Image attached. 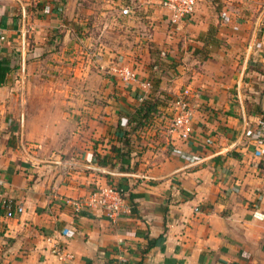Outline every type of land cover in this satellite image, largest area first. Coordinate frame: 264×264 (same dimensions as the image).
I'll use <instances>...</instances> for the list:
<instances>
[{"label":"crops","instance_id":"1","mask_svg":"<svg viewBox=\"0 0 264 264\" xmlns=\"http://www.w3.org/2000/svg\"><path fill=\"white\" fill-rule=\"evenodd\" d=\"M138 7L148 33L88 50L61 2L0 0V264H264V9L242 25L209 0L177 22ZM116 59L137 67L135 82L118 80ZM186 85L199 93L188 139L170 120H132ZM106 184L123 194L112 218L58 199Z\"/></svg>","mask_w":264,"mask_h":264},{"label":"rangeland","instance_id":"2","mask_svg":"<svg viewBox=\"0 0 264 264\" xmlns=\"http://www.w3.org/2000/svg\"><path fill=\"white\" fill-rule=\"evenodd\" d=\"M46 1L47 0H43L45 5H46ZM56 1H58V3L61 2L60 20L66 22L67 24L70 23L73 24L75 27H78L75 29V32L77 33V36L79 38L84 40V42L86 41V43L82 45V47H86V49L88 50L89 48L90 49L93 48V45L95 43H100V42L104 45V47L112 48V46H119V45L122 46L126 44L125 40L133 42L134 34L142 33V31L145 30H146L145 32L148 33V26H144L143 28V25L135 24L136 23L135 17L138 16L136 12H140V8L138 7L139 5L141 7L142 5L146 4V12L143 14L147 15L148 19H150L151 14L157 15L158 14L157 12L163 15L160 7L157 5L156 0H61V1L56 0ZM143 1L145 2L143 3ZM209 1L213 6V10L216 12H218V10H220L224 6L227 5L231 6V8L236 10V12L240 15V17L236 15V20L237 22L242 23V25L246 24V19H249L250 17H251V21H254L253 23H256V18L254 15H256V13H259L262 9H264V0H209ZM126 6L130 7L131 9L130 15L129 14L124 15L121 12V9ZM149 7L151 9H149ZM129 18H131V20H133L134 22L133 21L131 23L128 22ZM217 29H218V25L210 27L208 32L214 33L216 32ZM146 33L145 36L148 35ZM76 40L77 43H79V40L78 39ZM81 44H83V41H80L79 45L81 46ZM79 45L73 46L72 51H76L75 53L77 52L79 53ZM164 58H166V55L164 56ZM162 60L163 58H160L157 71H159V68L162 69V71L165 70L162 68V64L165 61L162 62ZM115 62L116 64L112 65L111 70L115 76H118L116 66L120 65L123 61L116 59ZM239 62H242V60H240ZM122 64L125 63L123 62ZM131 67L138 75L137 67L135 65L133 66L131 65ZM73 86L75 87L76 85ZM124 86L126 87V85ZM185 87L188 86L186 85L184 87H180L179 91L181 92L182 89ZM42 101L43 100L41 99L40 102ZM19 102L20 99H18L17 106H19V104L20 105L23 104L24 101H22L21 103ZM25 104L30 105L31 108H34L32 105H35V102L31 99L30 102ZM40 107L43 106L40 105ZM23 110L25 112V116H27L28 113V117H30V115L32 116L34 113H37L39 111L36 108V106L34 109L26 110V108H24ZM160 110H161L160 113H157L158 114L157 120L158 118H161V120H170V112L168 107H166L165 103H163ZM12 120H15V117H13ZM24 141L26 142V139H24Z\"/></svg>","mask_w":264,"mask_h":264},{"label":"built area","instance_id":"3","mask_svg":"<svg viewBox=\"0 0 264 264\" xmlns=\"http://www.w3.org/2000/svg\"><path fill=\"white\" fill-rule=\"evenodd\" d=\"M157 5L169 12L168 19L170 22H177L191 16L199 2V0H156ZM121 12L131 14L130 7H123ZM166 55L164 49L159 52V60L153 65L154 70H158L160 58ZM163 56V57H161ZM118 79L124 85H129L137 80V74L131 66L120 64L116 66ZM160 69V68H159ZM144 86L150 87L151 79L143 81ZM198 92L190 87H185L175 97H172L168 106L170 112L169 127L173 132L183 140L189 138V129L193 117V101L198 96ZM61 202L69 206L73 213L77 214L83 210H101L107 217L118 215L123 209V196L121 191L117 190L112 185L96 186L80 197H58ZM23 208L16 206L11 209L6 205V215L11 217L14 212L21 213ZM54 252L60 257H63L60 248L54 249Z\"/></svg>","mask_w":264,"mask_h":264},{"label":"trees","instance_id":"4","mask_svg":"<svg viewBox=\"0 0 264 264\" xmlns=\"http://www.w3.org/2000/svg\"><path fill=\"white\" fill-rule=\"evenodd\" d=\"M158 61V60H156ZM154 65V64H153ZM10 71V66L7 64V62L5 61V59L0 57V86L3 85L5 83V79H6V75L7 73ZM160 78L157 76H154L153 78H151V87H155L158 85ZM171 96L169 95H164V100L161 99L158 96H153L151 98L145 99L142 101V103L140 104V106L136 109V114L135 117L132 120H140L139 122H137L139 125L145 123L147 120H153L154 118H156L158 116L157 113H160V108H158V106L162 103H165L166 107L169 106L170 100H171ZM138 124H136L138 126ZM112 151H115L119 153V148H111ZM120 154L123 155H129V150H125L124 152H121ZM96 158L98 159L99 162H102V159L100 158V156H96ZM113 186V185H112ZM115 187L117 190L122 192V189L119 188L118 186H113ZM123 196V194H122Z\"/></svg>","mask_w":264,"mask_h":264}]
</instances>
